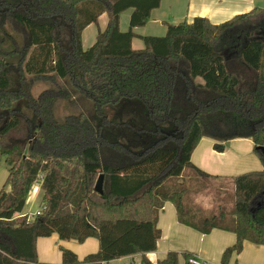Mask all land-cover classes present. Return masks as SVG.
Here are the masks:
<instances>
[{
  "label": "trees",
  "instance_id": "obj_1",
  "mask_svg": "<svg viewBox=\"0 0 264 264\" xmlns=\"http://www.w3.org/2000/svg\"><path fill=\"white\" fill-rule=\"evenodd\" d=\"M160 4L0 0V161L8 170L0 189V264H112L144 255L157 248L166 201L180 223L201 233H235L220 264L245 241L264 245V8L222 23L201 16L167 23L163 36H138L133 29ZM103 13L105 29L84 48L83 30ZM137 36L143 48L132 47ZM60 101L70 108L64 116L57 115ZM204 137L218 151L251 138L263 161V169L232 178L231 191H206L204 200L219 202L210 211L178 182L188 170L217 179L191 161ZM100 174L103 192L95 190ZM36 181L39 213L17 217ZM53 234L77 242L94 237L99 249L80 259L61 246L60 263L43 262L37 239ZM182 256L183 263L170 250L155 264H192L190 253Z\"/></svg>",
  "mask_w": 264,
  "mask_h": 264
},
{
  "label": "crops",
  "instance_id": "obj_2",
  "mask_svg": "<svg viewBox=\"0 0 264 264\" xmlns=\"http://www.w3.org/2000/svg\"><path fill=\"white\" fill-rule=\"evenodd\" d=\"M196 1L197 2L200 1V3L203 6L196 11L195 17L197 16L207 17L212 23L217 22V20L220 19L224 20L222 18H229L231 16L233 18L235 15L249 12L256 7L264 8V0H196ZM178 2H182V0H161L160 6L152 10L149 21L144 26L135 27L133 29L134 32L137 33L138 36L154 35L152 31L155 29V27L149 25V23L158 24V22H160L166 34L167 22H165V20L162 19L166 16V12L170 13L172 17L179 16L180 19L183 18V16H185L184 15L185 13H188V10L182 12L176 8ZM127 11H129L128 20L125 16L124 17L125 23L127 21L129 22L132 9H128L121 14L120 29L122 31L127 30L126 27L122 26V17ZM107 22H108V15L107 13H103L102 15H100L98 19V24L91 23L83 30L82 41L84 48H86V46L84 45L86 32L90 29H93L90 32L91 36L88 34V37H91L93 40L92 43H94L96 40V36L98 34V33L95 34L96 25L101 30H103L105 29ZM138 36L134 37L132 40V47L134 49H140L144 47L138 41L141 39ZM156 36H163V35H156ZM89 46H87V48ZM214 143L215 141L210 138L207 137L202 138L199 144L197 145V147L194 149L191 156L192 163L195 166L199 167L201 170L213 175L214 176L213 178H217V179L226 178L230 182V180L235 176L228 177L227 174L235 170H239V168L240 170L244 171L242 173L252 171L248 169V168H252V165L256 166V168L263 169V161L261 160L259 155L258 154H256L257 156L252 155L254 153L253 151L254 144L251 138L232 139L225 144V149L223 151L216 150L214 148ZM260 161L262 162L261 164L262 167L257 166L258 163H260ZM253 171H257V170H253ZM9 189L10 187H7V190ZM39 201H40V189L35 194L34 193L32 194L31 192L27 199V203H31V204L33 203L39 204ZM23 211L19 214H16V216L17 217L24 216L25 213ZM157 225L158 228L160 229L161 235L157 241V248L154 251L147 252L144 255L137 253L134 255L124 256L121 258L130 259L132 261V264H135L137 261L139 264H144L143 260L145 257L151 263L155 264L158 260L163 259L170 250H174L179 252L180 254L179 259L181 263H183L184 261L182 253H190L191 255L197 256L202 260L207 261L205 258L206 256H208V253L206 252V250H204V247H199V248L195 247V248L180 250L178 245H175L173 237L175 236L176 232L192 236L194 235V233L199 231H197L196 229L190 226L184 225L178 221L177 211L175 208V204L173 202L171 201L165 202L163 208L159 212ZM219 230L221 229H213L211 232H216ZM224 232L225 233L227 232L229 234H217L216 243L213 244V249L215 250V252L218 253L216 257L217 259L219 257V254L222 255L223 251L228 246L233 245L236 241L235 233L232 232L233 234H231L230 231H224ZM51 241L54 242L55 244L59 242L63 243L66 246V248H70L74 250L80 259H82L84 256H86L89 253L96 252L99 249V241L94 237H89L83 242H75V240L73 239L60 240L57 234H53L49 237H40L37 239V252L39 259L43 262H48V263L61 262V257L59 255H56L53 258L52 257L48 258L42 255V251H45L46 246H48L49 243L51 245ZM246 242L249 241H245L244 243ZM239 254L235 255L236 260ZM218 264H220V260Z\"/></svg>",
  "mask_w": 264,
  "mask_h": 264
},
{
  "label": "rangeland",
  "instance_id": "obj_3",
  "mask_svg": "<svg viewBox=\"0 0 264 264\" xmlns=\"http://www.w3.org/2000/svg\"><path fill=\"white\" fill-rule=\"evenodd\" d=\"M203 5L199 2H197L196 0H182V2H178L176 5V8L180 11H186L188 10V13H185L183 16V18H179V16H175L172 17L170 15V13L166 12V16L162 19L165 20V22L167 23H171V24H177L180 23L182 21H187V22H191L194 20L195 17V13L198 9H200ZM128 13L129 11H127L123 17H122V26L126 27V29H128L129 27V22L127 21L126 23L124 22V17L126 16L127 20H128ZM198 17V16H197ZM231 17L229 18H222L224 20H217V22L214 23H222L225 22L228 19H231ZM149 25L154 26L155 29L152 31L154 35H165V31L164 28L162 26V24H160V22H158V24L156 23H149ZM167 25V24H166ZM95 28V27H94ZM93 29H90L86 32V36H85V40H84V45L89 46L92 45V38L88 37V34L90 35V32ZM101 30L97 25H96V29H95V34L98 33V31ZM94 34V35H95ZM91 36V35H90ZM95 37V36H94ZM142 39L138 40L140 42L141 45L144 46L143 40ZM137 41V40H136ZM47 84L45 81L44 82H38L35 87H34V92L35 94H38L41 90H43L45 87H47ZM74 110V109H72ZM57 115L58 116H64L68 111H70L69 105L66 102H62L60 101L59 104L57 105ZM22 135V132H16L13 133L12 136L13 137H20ZM240 139V138H238ZM254 151V149H253ZM253 156H257L255 151L252 154ZM262 162L260 161V163H258L257 166H261L262 167ZM249 170H259L262 168H256V166L252 165V168H248ZM244 171L240 170H235L233 172L228 173V177H233L236 175H239V173H242ZM186 174V175H185ZM8 175V170L3 162V160L0 161V188L4 185V182L7 178ZM211 178V177H210ZM180 180V181H179ZM184 181V184L186 185V187L188 188V195L189 194H193V192H196V194L194 195V198L197 200H200V203H197V205L199 206L200 209H204L203 204L205 202L204 198L205 195L207 194L206 191H210L213 188H216L217 186L223 187V188H227L228 192L231 191V184L229 182L228 179L226 178H221V179H209L206 177H199V175L195 174L193 170H188L187 172L184 173V176H182L181 178L178 179V182ZM173 182H177V179L175 180V178L173 179ZM205 194V195H204ZM209 194V193H208ZM172 202V201H171ZM213 207L211 210H215L217 205L219 204L218 201H211ZM40 208L38 203H27L25 208H24V213H29L30 217L33 218L34 215L36 214V211ZM217 234H229V233H225L224 231H216V232H210V233H199L196 232L194 233V235L190 236L187 234H183V233H179L176 232L174 238V243L175 245H178L180 250H185V249H190V248H199V247H204V250H206V252L208 253V256H206V260L208 261L207 264H218L219 260L221 258V255L219 254L218 259L216 258L218 253L215 252V250L213 249V244L216 243ZM231 234H233L231 232ZM50 240V239H49ZM61 240V239H60ZM77 242V241H75ZM66 247L63 243H57L55 244L54 242L51 241V245L50 243L48 244V246H46L45 251H42V255L45 257H55L56 255H59L61 257V246ZM62 258V257H61ZM112 264H132V261L128 258H117L114 259L112 262ZM135 264H139L138 261ZM229 264H264V245H259V244H253V243H249L246 242L244 243V247L243 250L241 251V253L239 254V256L237 257L236 260V256L234 255Z\"/></svg>",
  "mask_w": 264,
  "mask_h": 264
},
{
  "label": "built area",
  "instance_id": "obj_4",
  "mask_svg": "<svg viewBox=\"0 0 264 264\" xmlns=\"http://www.w3.org/2000/svg\"><path fill=\"white\" fill-rule=\"evenodd\" d=\"M40 181H36L35 183H34V185H33V187H32V190H31V192H32V194L34 193H37L38 192V190L40 189ZM39 210L40 209H38L37 211H36V214H38L39 213ZM26 215V214H25ZM28 216H29V219H32L31 217H30V215L28 214ZM189 261L192 263V264H207V261H205V260H202L201 258H199V257H197V256H194V255H191L190 256V258H189Z\"/></svg>",
  "mask_w": 264,
  "mask_h": 264
},
{
  "label": "water",
  "instance_id": "obj_5",
  "mask_svg": "<svg viewBox=\"0 0 264 264\" xmlns=\"http://www.w3.org/2000/svg\"><path fill=\"white\" fill-rule=\"evenodd\" d=\"M259 149L261 150L262 154L264 155V146H259ZM103 181H104V174H100L96 184H95V190L98 192H103Z\"/></svg>",
  "mask_w": 264,
  "mask_h": 264
},
{
  "label": "clouds",
  "instance_id": "obj_6",
  "mask_svg": "<svg viewBox=\"0 0 264 264\" xmlns=\"http://www.w3.org/2000/svg\"><path fill=\"white\" fill-rule=\"evenodd\" d=\"M211 201H212V197H211V196H208V197L205 199V202H204V204H203V207L205 208V210H209V211H210V210L212 209L213 205H212ZM196 203H200V200L197 199V200H196Z\"/></svg>",
  "mask_w": 264,
  "mask_h": 264
}]
</instances>
